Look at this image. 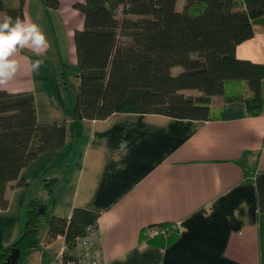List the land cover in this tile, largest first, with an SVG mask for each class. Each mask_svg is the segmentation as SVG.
Listing matches in <instances>:
<instances>
[{
	"label": "crops",
	"instance_id": "0c3cea01",
	"mask_svg": "<svg viewBox=\"0 0 264 264\" xmlns=\"http://www.w3.org/2000/svg\"><path fill=\"white\" fill-rule=\"evenodd\" d=\"M82 1L59 0L47 15L43 0H25L22 20L43 29L53 15L60 36L45 26L47 49L39 57L30 49L19 52L16 76L0 89L31 91L38 121H64L66 141L21 169L26 184L5 186L0 249L18 237L28 200L39 197L48 205L41 239L39 232L43 251L22 252L27 264H46L60 250L62 236L45 241L48 215L69 216L74 207L98 214L99 264H264V110L248 115L243 100L213 95L211 119L115 112L74 121L55 67L76 69L73 32L84 16L73 4ZM183 1L176 0L177 9ZM252 27L235 55L264 64V15L253 18ZM36 59L44 63L33 71ZM46 178H57L50 194ZM160 222L177 228L176 238L163 246L142 238Z\"/></svg>",
	"mask_w": 264,
	"mask_h": 264
},
{
	"label": "trees",
	"instance_id": "16d2710c",
	"mask_svg": "<svg viewBox=\"0 0 264 264\" xmlns=\"http://www.w3.org/2000/svg\"><path fill=\"white\" fill-rule=\"evenodd\" d=\"M25 0H0L4 15L23 18ZM59 0H43L45 12ZM73 6L83 25L73 32L78 84L70 99L71 118L103 119L115 112L159 113L176 118L211 119V96L224 102L241 99L248 115L264 110V64L238 58L236 45L253 34L252 19L264 15V0H83ZM64 64L61 77H65ZM175 68H179L175 70ZM244 82L248 95H245ZM61 83V81H60ZM62 85H66L62 81ZM66 87V86H65ZM185 89L197 93H185ZM64 121L39 122L31 91L0 89V205L9 181L26 184L21 169L40 152L65 144ZM57 178L44 179L50 194ZM47 203L27 202L18 237L0 249V263L12 248L20 255L39 246ZM98 214L74 207L69 216L48 215L45 241L63 237L66 255L77 237L97 227ZM151 227L166 230L142 238L163 246L177 236L170 222Z\"/></svg>",
	"mask_w": 264,
	"mask_h": 264
},
{
	"label": "clouds",
	"instance_id": "9594fccd",
	"mask_svg": "<svg viewBox=\"0 0 264 264\" xmlns=\"http://www.w3.org/2000/svg\"><path fill=\"white\" fill-rule=\"evenodd\" d=\"M48 47V41L42 28L19 16L13 18L4 15L0 19V86H5L17 74L20 68L18 53L30 49L37 57ZM44 61L36 59L32 62L33 71H38Z\"/></svg>",
	"mask_w": 264,
	"mask_h": 264
},
{
	"label": "built area",
	"instance_id": "2783aa9c",
	"mask_svg": "<svg viewBox=\"0 0 264 264\" xmlns=\"http://www.w3.org/2000/svg\"><path fill=\"white\" fill-rule=\"evenodd\" d=\"M158 232L166 233L164 229L151 227L146 231L147 236H154ZM64 244L60 250L46 264H99L101 261V244L96 226L86 228V232L77 237L73 251L65 253Z\"/></svg>",
	"mask_w": 264,
	"mask_h": 264
},
{
	"label": "rangeland",
	"instance_id": "374dc122",
	"mask_svg": "<svg viewBox=\"0 0 264 264\" xmlns=\"http://www.w3.org/2000/svg\"><path fill=\"white\" fill-rule=\"evenodd\" d=\"M37 1V0H36ZM40 0H38V2H39ZM34 6V3L32 4V6H31V10L33 11V7ZM46 21H45V24H44V26H43V29H45V26H48V30H47V32L50 34H52V30H53V32L55 33V37H57L58 38V36H60V33H59V31H60V27H61V25H60V23L57 21V19H56V17L55 16H53V15H51L50 17H48L47 16V18L45 19ZM39 26L42 28V26H41V23H39ZM42 29V30H43ZM44 31V33L46 32L45 30H43ZM56 71H58V79H59V81H61V83H62V81H65V83H66V87L64 86V85H62L61 84V89H62V91L64 92V99L66 100V102L67 103H69L70 102V99L71 98H74V96H75V92H76V88H77V84H78V77L76 76V71H77V69H75L74 67H72L71 65H67V67L64 69L65 71V77H64V79L61 77V74H60V68L58 67V63H57V65H56ZM44 222V221H43ZM43 234H44V230L42 229L41 230V233H40V239L42 238V236H43ZM42 241V240H41ZM43 244V243H42ZM42 246V245H41ZM43 246H44V244H43ZM43 249V247H41V248H37V250L36 251H38V252H40V251H43L42 250ZM27 250H24L23 251V256H24V254H25V252H26ZM17 264H27V261L26 260H24V261H22V262H19V263H17Z\"/></svg>",
	"mask_w": 264,
	"mask_h": 264
},
{
	"label": "water",
	"instance_id": "95a60500",
	"mask_svg": "<svg viewBox=\"0 0 264 264\" xmlns=\"http://www.w3.org/2000/svg\"><path fill=\"white\" fill-rule=\"evenodd\" d=\"M19 255H20L19 249L14 247L11 249L10 253L0 264H15Z\"/></svg>",
	"mask_w": 264,
	"mask_h": 264
}]
</instances>
